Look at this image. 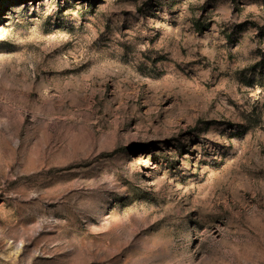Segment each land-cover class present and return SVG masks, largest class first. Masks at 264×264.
Wrapping results in <instances>:
<instances>
[{"label":"rangeland","instance_id":"rangeland-1","mask_svg":"<svg viewBox=\"0 0 264 264\" xmlns=\"http://www.w3.org/2000/svg\"><path fill=\"white\" fill-rule=\"evenodd\" d=\"M0 264H264V0H0Z\"/></svg>","mask_w":264,"mask_h":264}]
</instances>
